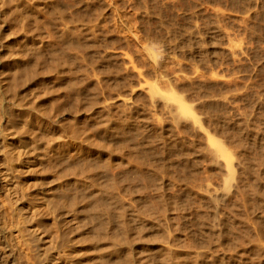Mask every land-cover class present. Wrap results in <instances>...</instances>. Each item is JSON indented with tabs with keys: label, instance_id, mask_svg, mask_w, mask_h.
<instances>
[{
	"label": "rangeland",
	"instance_id": "obj_1",
	"mask_svg": "<svg viewBox=\"0 0 264 264\" xmlns=\"http://www.w3.org/2000/svg\"><path fill=\"white\" fill-rule=\"evenodd\" d=\"M155 45L161 46L157 59ZM116 66L130 72L139 103L148 99L151 82L172 85L191 102L212 104L234 130L243 125L251 168L264 186V0H0V105L20 122L24 148L8 140L14 165L25 170L22 186L37 202L44 191L69 204L76 200L66 217L70 236H80L77 225L95 233L84 206L92 211L116 202L81 170L102 168L101 184L110 182L106 168L117 173L115 161L107 164L115 158L110 148L125 105L110 97ZM15 99L23 116L13 111ZM3 162L0 156V264H46L45 254L32 251L29 231L19 233L10 208L16 197L10 184L18 177L8 179ZM222 182L219 176L213 186ZM253 213L264 220V210ZM54 221H40L37 229L52 233L57 247V230L67 231L65 220ZM261 249L264 256V242ZM226 252L240 258L237 250Z\"/></svg>",
	"mask_w": 264,
	"mask_h": 264
},
{
	"label": "bare ground",
	"instance_id": "obj_2",
	"mask_svg": "<svg viewBox=\"0 0 264 264\" xmlns=\"http://www.w3.org/2000/svg\"><path fill=\"white\" fill-rule=\"evenodd\" d=\"M160 49L155 45L156 59ZM114 70L115 86L108 88L116 94L110 97L123 98L125 104L116 119V145L110 148L115 158L107 163L115 161L117 173L106 168L112 171L110 182L101 184L96 180L102 168L81 169L93 176L92 184L115 194V203L105 201L92 211L83 207L92 212L95 233L77 225L80 236H70L73 228L66 217L76 211L75 199L69 204L45 191L38 202L30 197L22 186L26 172L14 165L8 141L16 138L24 150L20 122L0 105V140L7 139L0 145V156L8 179L18 177L10 184L16 196L11 213L19 217V233L29 231L32 251L45 254L46 264H264V220L251 215L264 210V186L259 172L251 168L244 126L234 130L212 104L191 102L172 85L151 82L148 99L139 103L130 72L122 73L118 66ZM12 105L15 114L23 116L21 103L15 99ZM49 146L55 147L54 142ZM17 157L22 162V153ZM219 176L223 182L215 187ZM49 219L61 225L65 220L67 232L57 230V247L52 233L37 229L40 221ZM248 220L260 228L253 229ZM233 249L240 258L225 257Z\"/></svg>",
	"mask_w": 264,
	"mask_h": 264
}]
</instances>
